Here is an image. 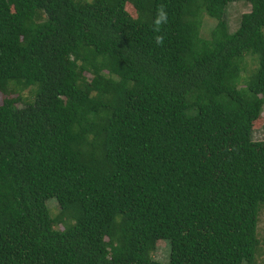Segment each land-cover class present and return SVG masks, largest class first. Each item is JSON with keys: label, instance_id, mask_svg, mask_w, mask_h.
<instances>
[{"label": "trees", "instance_id": "16d2710c", "mask_svg": "<svg viewBox=\"0 0 264 264\" xmlns=\"http://www.w3.org/2000/svg\"><path fill=\"white\" fill-rule=\"evenodd\" d=\"M0 93V264L257 263L264 0H0Z\"/></svg>", "mask_w": 264, "mask_h": 264}, {"label": "rangeland", "instance_id": "374dc122", "mask_svg": "<svg viewBox=\"0 0 264 264\" xmlns=\"http://www.w3.org/2000/svg\"><path fill=\"white\" fill-rule=\"evenodd\" d=\"M251 7L250 4L246 1L242 2H236V3H231L228 6V9L226 11V19L228 22V30L230 32H233L237 29L239 25V20L242 14L248 13L250 11ZM126 10L129 12V14L133 17L136 16L135 11L130 7L126 6ZM204 22L207 26H213L215 23V20L204 16ZM204 36V34H203ZM246 71L242 72V77H248L250 74V71L255 68V63L252 62L251 59L247 58L246 59ZM21 95L29 99L30 94L27 91H24L21 93ZM13 97H16L17 95H12ZM11 96V97H12ZM3 95L0 93V104L2 103ZM23 105V102L19 103V106L21 107ZM253 139L258 140V141H264V110L262 113V118L254 124V132H253ZM51 210L52 212L55 211L56 209V204L53 202L51 203ZM258 237L261 240V248L259 249V253L257 256V263L256 264H264V209L261 211L260 216H259V223H258ZM170 252H171V247L170 243L167 240H159L156 242L155 245V250L151 253L150 258L153 261L159 262L161 264H167L170 259Z\"/></svg>", "mask_w": 264, "mask_h": 264}, {"label": "clouds", "instance_id": "9594fccd", "mask_svg": "<svg viewBox=\"0 0 264 264\" xmlns=\"http://www.w3.org/2000/svg\"><path fill=\"white\" fill-rule=\"evenodd\" d=\"M168 22V13L164 5H160L157 8V15L154 20V28L153 31L159 33L161 31V25L166 24ZM155 42L157 44L163 45L164 43V36L163 35H156Z\"/></svg>", "mask_w": 264, "mask_h": 264}]
</instances>
